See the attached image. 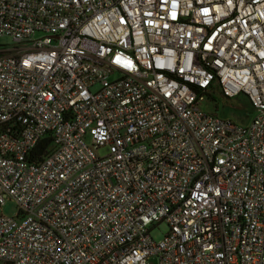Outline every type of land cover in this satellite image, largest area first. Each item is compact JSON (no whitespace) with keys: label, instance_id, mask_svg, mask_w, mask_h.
<instances>
[{"label":"built area","instance_id":"built-area-1","mask_svg":"<svg viewBox=\"0 0 264 264\" xmlns=\"http://www.w3.org/2000/svg\"><path fill=\"white\" fill-rule=\"evenodd\" d=\"M3 37L0 264H264V0H0Z\"/></svg>","mask_w":264,"mask_h":264},{"label":"rangeland","instance_id":"rangeland-1","mask_svg":"<svg viewBox=\"0 0 264 264\" xmlns=\"http://www.w3.org/2000/svg\"><path fill=\"white\" fill-rule=\"evenodd\" d=\"M12 41L9 38H0V46H11ZM115 79L111 77L110 80ZM198 108L202 113L212 114L223 120H229L237 126L246 127L250 124L254 116V111L247 98L243 95L232 99L223 98L219 91L210 92L209 96H204L198 103ZM88 141V140H87ZM16 206L13 202H6L0 207V214L8 217L16 215ZM168 226L161 223L150 230V236L153 241L158 242L168 233ZM147 264H158L156 257L148 259Z\"/></svg>","mask_w":264,"mask_h":264},{"label":"trees","instance_id":"trees-1","mask_svg":"<svg viewBox=\"0 0 264 264\" xmlns=\"http://www.w3.org/2000/svg\"><path fill=\"white\" fill-rule=\"evenodd\" d=\"M205 96H208V95H205ZM49 144H50V140L45 139L41 143H39L36 150L39 151L40 155H44L47 147H49Z\"/></svg>","mask_w":264,"mask_h":264}]
</instances>
